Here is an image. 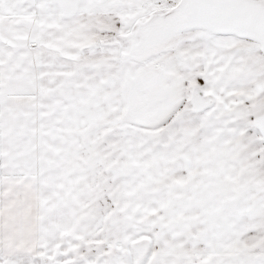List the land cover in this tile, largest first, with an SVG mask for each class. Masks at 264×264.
<instances>
[{
  "label": "snow or ice",
  "instance_id": "obj_1",
  "mask_svg": "<svg viewBox=\"0 0 264 264\" xmlns=\"http://www.w3.org/2000/svg\"><path fill=\"white\" fill-rule=\"evenodd\" d=\"M0 264H264V0H0Z\"/></svg>",
  "mask_w": 264,
  "mask_h": 264
}]
</instances>
